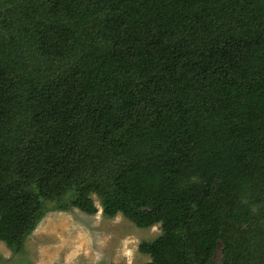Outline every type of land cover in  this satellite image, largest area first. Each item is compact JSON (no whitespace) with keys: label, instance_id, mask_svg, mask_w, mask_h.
Segmentation results:
<instances>
[{"label":"trees","instance_id":"trees-1","mask_svg":"<svg viewBox=\"0 0 264 264\" xmlns=\"http://www.w3.org/2000/svg\"><path fill=\"white\" fill-rule=\"evenodd\" d=\"M93 196L144 264H264V0H0V241Z\"/></svg>","mask_w":264,"mask_h":264},{"label":"rangeland","instance_id":"rangeland-1","mask_svg":"<svg viewBox=\"0 0 264 264\" xmlns=\"http://www.w3.org/2000/svg\"><path fill=\"white\" fill-rule=\"evenodd\" d=\"M97 212L88 215L77 208L68 211L48 207L33 231L23 241L21 250H11L0 241V264H144L150 260L139 246L155 241L161 234L157 223L137 228L117 214L102 215L96 196ZM221 242L214 253L221 258Z\"/></svg>","mask_w":264,"mask_h":264},{"label":"clouds","instance_id":"clouds-1","mask_svg":"<svg viewBox=\"0 0 264 264\" xmlns=\"http://www.w3.org/2000/svg\"><path fill=\"white\" fill-rule=\"evenodd\" d=\"M121 215V214H120Z\"/></svg>","mask_w":264,"mask_h":264}]
</instances>
